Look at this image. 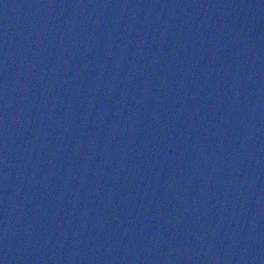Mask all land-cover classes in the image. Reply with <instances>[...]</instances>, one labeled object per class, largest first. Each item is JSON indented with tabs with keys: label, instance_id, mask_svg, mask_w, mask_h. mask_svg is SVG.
<instances>
[{
	"label": "water",
	"instance_id": "water-1",
	"mask_svg": "<svg viewBox=\"0 0 264 264\" xmlns=\"http://www.w3.org/2000/svg\"><path fill=\"white\" fill-rule=\"evenodd\" d=\"M0 264H264V0H0Z\"/></svg>",
	"mask_w": 264,
	"mask_h": 264
}]
</instances>
